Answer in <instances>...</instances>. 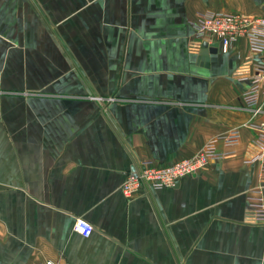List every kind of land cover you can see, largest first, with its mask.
<instances>
[{
	"label": "crops",
	"instance_id": "crops-1",
	"mask_svg": "<svg viewBox=\"0 0 264 264\" xmlns=\"http://www.w3.org/2000/svg\"><path fill=\"white\" fill-rule=\"evenodd\" d=\"M203 12L264 16V0H0V264H264L248 164L264 97L253 117L240 79L258 58L241 38L207 67L190 50ZM208 144L198 174L122 193L134 161Z\"/></svg>",
	"mask_w": 264,
	"mask_h": 264
},
{
	"label": "built area",
	"instance_id": "built-area-1",
	"mask_svg": "<svg viewBox=\"0 0 264 264\" xmlns=\"http://www.w3.org/2000/svg\"><path fill=\"white\" fill-rule=\"evenodd\" d=\"M192 24L194 41L191 43L190 50L198 56L203 50V44H207L209 48L216 47L217 52L228 54L239 39L248 40L251 57L258 59L253 63V73L240 78L251 83V87L242 93L241 100L245 108L254 112L253 117L257 116L261 113L264 97V16L203 12L196 16ZM93 100L101 104L104 101L98 96L93 97ZM248 126L257 132L256 145L258 148L256 156L250 159L248 164L257 166L258 182L264 185V118ZM239 138V130H234L224 140L228 144H234ZM215 156L212 144H208L195 158L180 160L167 166L155 165L150 160L134 161L122 186V193L127 198H131L141 189L150 192L152 189L172 188L181 179L201 172ZM253 193L260 195L261 190ZM252 206L254 224L263 223V198L258 197ZM74 230L85 238H89L93 233L92 225L83 219L76 220ZM48 264L54 263L49 262Z\"/></svg>",
	"mask_w": 264,
	"mask_h": 264
},
{
	"label": "water",
	"instance_id": "water-1",
	"mask_svg": "<svg viewBox=\"0 0 264 264\" xmlns=\"http://www.w3.org/2000/svg\"><path fill=\"white\" fill-rule=\"evenodd\" d=\"M215 54H217L216 47L209 48L207 44H203V50L200 52L201 61L204 62L208 67L210 63V56ZM178 182L176 183V185H178Z\"/></svg>",
	"mask_w": 264,
	"mask_h": 264
},
{
	"label": "rangeland",
	"instance_id": "rangeland-1",
	"mask_svg": "<svg viewBox=\"0 0 264 264\" xmlns=\"http://www.w3.org/2000/svg\"><path fill=\"white\" fill-rule=\"evenodd\" d=\"M98 97H99V96H98ZM101 98L104 99V101H102V104L94 100V101L97 102L100 106L103 105V102L106 103V102L109 101V99H106V98H103V97H101ZM90 100H93V97H90Z\"/></svg>",
	"mask_w": 264,
	"mask_h": 264
}]
</instances>
